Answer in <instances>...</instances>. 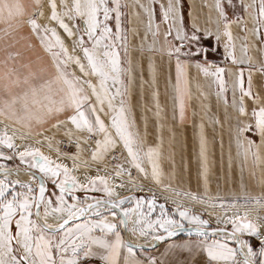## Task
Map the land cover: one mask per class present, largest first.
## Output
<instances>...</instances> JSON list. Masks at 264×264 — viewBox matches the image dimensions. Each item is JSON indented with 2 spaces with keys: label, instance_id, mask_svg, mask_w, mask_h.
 Returning <instances> with one entry per match:
<instances>
[{
  "label": "snow or ice",
  "instance_id": "obj_1",
  "mask_svg": "<svg viewBox=\"0 0 264 264\" xmlns=\"http://www.w3.org/2000/svg\"><path fill=\"white\" fill-rule=\"evenodd\" d=\"M127 7L122 0H0V33L10 37L27 27L26 39L35 37L50 57L48 63L37 57L17 67L21 53H7L0 73V264H162L152 250L182 233L196 239L168 248L204 254L205 264H264V195L245 196L243 204L209 195L203 123L197 159L204 193L173 184L183 157L177 161L171 144L174 128L164 152L156 63L167 58L169 80L174 65L181 124L192 96L189 70L213 78L217 99L235 112L238 154L264 164V83L253 79L254 71L264 74V0H214L208 5L215 10L213 27L200 26L191 11L187 22L183 0H137L146 17L138 50L149 53L148 80L130 54L122 11ZM253 48L262 54L258 66ZM217 54L240 65L238 71L209 59ZM137 73L140 94L150 89L154 101V143L147 117L143 128L137 123ZM226 74L234 76L230 100ZM14 160L15 169L7 163ZM20 171L30 179H20ZM217 208L222 214L214 215Z\"/></svg>",
  "mask_w": 264,
  "mask_h": 264
},
{
  "label": "crops",
  "instance_id": "obj_2",
  "mask_svg": "<svg viewBox=\"0 0 264 264\" xmlns=\"http://www.w3.org/2000/svg\"><path fill=\"white\" fill-rule=\"evenodd\" d=\"M24 3H30L31 0H23ZM147 3L148 0H141ZM214 0H183L185 19L190 23L187 13L192 12L200 26L213 27L209 17L215 18V10L209 8ZM158 10V4H157ZM140 12V16L135 14ZM127 16L125 22L129 29V39L131 42V57L134 66L136 64L143 65L144 79H149V53L143 54L138 50L142 37L145 33L146 17L141 9L137 7V0L134 4L127 7ZM159 11H157V20L159 21ZM2 27V25H0ZM161 25V29H164ZM138 33V34H137ZM236 35H242L238 28L234 27ZM29 33H17L14 36L4 37L0 33V73L3 71V61L7 58V53L20 52L21 58L16 60V66L35 60L37 57H43L46 63L50 62L49 55L39 46L36 39H26ZM151 38L144 41L145 45L150 43ZM240 40H237V56L242 57L243 53L240 49ZM29 44H35V49L29 48ZM8 45H11L9 47ZM223 50V49H222ZM253 57L254 65L258 66L262 59L261 52L253 48L250 52ZM27 57V58H26ZM212 57V56H211ZM222 60V59H221ZM11 64L12 61H9ZM158 66V87L160 90V105L164 110L166 117L164 136V152L167 156L170 149V132L169 128L176 131V140L171 142L172 147L176 151L177 161H181L183 157V167L178 170V176L172 182L179 184L185 190L198 192L203 195L204 186L201 176V167L198 162L199 152V124H204V132L209 141V195L213 197L219 196L221 199H244L245 196L261 197L264 195V164H254L251 157L244 159L242 154H238L235 141V112L230 106H226L222 100H218L216 96L217 87L213 78H205L202 73H198L195 69L189 70L191 81V99L187 102L186 118L183 124L179 121V111L174 101L175 92L173 83L175 77L174 65L171 69L172 80H169L167 58H157ZM219 66L226 67L230 72L238 71L240 65H233L226 61V64L217 60ZM247 74V65H244ZM234 76L226 74L225 80L229 91L227 95L231 99V87ZM254 82L259 85L264 83V74L254 71ZM139 74L137 73V82L133 88V106L135 109L137 123L143 128V118L147 117L149 141L155 142L157 136V120L154 116V101L150 89H145L143 95L140 94ZM197 85L199 87H197ZM195 113V115H193ZM175 117V118H174ZM219 123H215V121ZM221 142L223 147L221 148ZM165 171L169 172L167 162H165ZM195 240L196 237L177 236L168 243L159 244L158 248L152 250L151 254L157 256L162 264H205L206 255H194L185 249L168 248L169 244H182L188 240ZM235 246V245H233ZM167 250V251H166Z\"/></svg>",
  "mask_w": 264,
  "mask_h": 264
},
{
  "label": "rangeland",
  "instance_id": "obj_3",
  "mask_svg": "<svg viewBox=\"0 0 264 264\" xmlns=\"http://www.w3.org/2000/svg\"><path fill=\"white\" fill-rule=\"evenodd\" d=\"M30 0H28V2H29ZM136 2V0H122V3H126L128 6H130V5H132V4H134ZM126 10H127V8H122V11L123 12H125L126 13ZM126 16H127V13H126ZM124 23H125V27L127 28V23L125 22V18H124ZM19 33H26V34H28L29 33V29L27 28V27H24ZM61 35L62 36H64V33L61 31ZM34 39H35V37H33ZM64 38H65V40H66V42L68 43V45H69V48L71 49V41H69L68 39H67V37L66 36H64ZM223 50H222V48H221V52H222ZM27 58V57H26ZM209 59H212V60H215V61H217V60H219V62L220 61H222L223 63L222 64H226V61H223V60H221V57H220V55L219 54H217V55H215V56H210L209 57ZM226 65H228V64H226ZM3 119V117H0V120H2ZM42 147V150L47 154L48 153V148H47V146H46V144L45 145H42L41 146ZM0 163H4V161H0ZM8 164H9V167H15V165L16 164H18L19 163V161L18 160H14V161H11V162H7ZM21 167H23V166H21ZM110 167H111V165H110ZM93 195H99V194H97V193H92ZM129 193H123V195H128ZM224 202H231V201H234L233 199H222ZM236 201H238V203H240V204H243L244 203V199H238V200H236ZM169 203H170V201H169ZM248 207H252V208H254V207H257L255 204H252V203H249L248 204ZM195 210L198 212V213H204V211H205V209H204V207L203 206H201V205H195ZM209 210H211V209H209ZM215 214H222V210L221 209H219V208H217L216 210H215V213H214V215ZM260 215H264V212H260ZM205 218L207 219V218H209L207 215H205ZM212 222L214 223V218H213V220H212ZM179 236H188V235H186V234H181V235H179Z\"/></svg>",
  "mask_w": 264,
  "mask_h": 264
},
{
  "label": "water",
  "instance_id": "obj_4",
  "mask_svg": "<svg viewBox=\"0 0 264 264\" xmlns=\"http://www.w3.org/2000/svg\"><path fill=\"white\" fill-rule=\"evenodd\" d=\"M13 169H15V167H12ZM14 176H16V173L15 171L13 172ZM30 176L31 174L30 173H26L24 171H20L19 172V178L22 179V180H29L30 179ZM182 234H185V233H182ZM181 235V234H180ZM187 235V234H186ZM179 236V235H178ZM125 238H129L128 234H125ZM162 243V242H161ZM160 243V244H161Z\"/></svg>",
  "mask_w": 264,
  "mask_h": 264
},
{
  "label": "bare ground",
  "instance_id": "obj_5",
  "mask_svg": "<svg viewBox=\"0 0 264 264\" xmlns=\"http://www.w3.org/2000/svg\"><path fill=\"white\" fill-rule=\"evenodd\" d=\"M13 176H14V174H13ZM14 178H15V176H14ZM250 208H252V207H250ZM255 208V207H254Z\"/></svg>",
  "mask_w": 264,
  "mask_h": 264
}]
</instances>
